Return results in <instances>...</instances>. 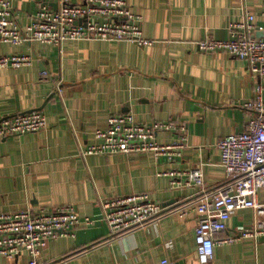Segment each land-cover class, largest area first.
Instances as JSON below:
<instances>
[{
	"label": "crops",
	"instance_id": "1",
	"mask_svg": "<svg viewBox=\"0 0 264 264\" xmlns=\"http://www.w3.org/2000/svg\"><path fill=\"white\" fill-rule=\"evenodd\" d=\"M82 2L83 0H73ZM59 0H13L19 23L42 5ZM142 16L143 36L153 40H65L0 42V54H31L32 64L0 70V116L45 114L44 129L0 137V213L72 203L80 216L98 218L100 200L145 192L165 206L192 199L198 187L171 188L159 173L202 165L208 188L225 182L217 141L245 129L243 103L253 95L247 63L225 51L203 52L196 41L229 37L228 23L243 12L264 26V0H127ZM264 30V29H263ZM258 32H263L258 30ZM263 36V35H262ZM45 69L46 76L40 71ZM264 85V76L261 78ZM130 113L150 124L171 121L184 130H160V143L185 136L173 160L151 152L91 154L80 149L97 141L111 114ZM257 200L264 203V185ZM255 213L238 209L216 237L251 227ZM197 215L170 214L146 226L112 236L103 221L78 225L72 236L51 239L39 264H200L194 242ZM262 219L264 220V212ZM26 252L0 255V264H25ZM210 264H264V235L214 247Z\"/></svg>",
	"mask_w": 264,
	"mask_h": 264
},
{
	"label": "built area",
	"instance_id": "2",
	"mask_svg": "<svg viewBox=\"0 0 264 264\" xmlns=\"http://www.w3.org/2000/svg\"><path fill=\"white\" fill-rule=\"evenodd\" d=\"M240 20L228 23L229 37H206L197 40L203 52L225 51L244 60L254 78L253 95L242 105L248 121L244 130L221 137L216 147L219 164L225 170V182L208 188L204 183L202 165L188 169L168 170L159 175L170 176L171 188L198 187L197 195L174 206H165L145 193H135L100 200L98 218L80 216L72 203L51 208L27 207L0 213V255L15 258L21 252L29 255L25 264H39L40 249L51 239L72 236L80 225L91 226L103 221L112 236L146 226L160 218L178 214L197 215L194 225V242L200 264H210L214 247L245 237L264 235V203L257 200L258 190L264 185V36L253 33L263 30L256 24L254 15L243 12ZM142 16L132 11L127 0H59L52 8L42 4L22 26L15 13L13 0H0V42L14 45L37 41L58 46L65 40L129 41L144 46L153 40L143 36ZM29 53L0 54V70L32 64ZM41 75L47 71L42 69ZM46 116L41 111L0 116V137L35 132L46 128ZM183 125L171 121L150 124L134 120L130 113L111 114L105 128H97V141L80 149L82 156L91 154L151 152L155 157L173 160L180 156L185 136L178 141L160 143L156 133L160 130H184ZM252 209L255 213L251 227H238L239 234L216 237L226 229L227 220L238 209ZM163 264L167 260H163Z\"/></svg>",
	"mask_w": 264,
	"mask_h": 264
},
{
	"label": "water",
	"instance_id": "3",
	"mask_svg": "<svg viewBox=\"0 0 264 264\" xmlns=\"http://www.w3.org/2000/svg\"><path fill=\"white\" fill-rule=\"evenodd\" d=\"M58 6V2L56 3V6L55 7H53V8H56ZM263 32H258V31H255L254 33H253V36L255 37V38H260V37H263L264 36V30H262ZM263 35V36H262Z\"/></svg>",
	"mask_w": 264,
	"mask_h": 264
}]
</instances>
